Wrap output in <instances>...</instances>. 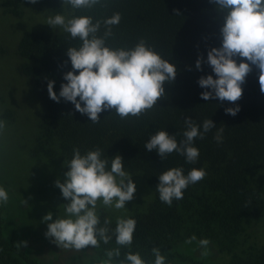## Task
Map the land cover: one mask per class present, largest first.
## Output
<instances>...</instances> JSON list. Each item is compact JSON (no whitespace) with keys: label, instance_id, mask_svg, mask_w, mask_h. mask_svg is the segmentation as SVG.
Listing matches in <instances>:
<instances>
[{"label":"trees","instance_id":"1","mask_svg":"<svg viewBox=\"0 0 264 264\" xmlns=\"http://www.w3.org/2000/svg\"><path fill=\"white\" fill-rule=\"evenodd\" d=\"M37 10L59 13L66 19L91 16L93 23L101 21L100 36L105 31L103 19L119 12L121 20L111 26L112 35L106 38L109 47L132 48L144 40L177 68L175 79L165 82V92L153 107L124 119L106 110L99 114V122L93 123L72 102L50 99L47 89L48 82L54 80V90L59 94L66 82L64 74L72 70L67 49L79 47V39L61 26L48 24L25 29L20 36L17 31L10 36L5 33L8 38L0 42V54L12 50L17 71L33 83L40 102L31 155L57 160L68 170L74 148L82 154L99 148L109 160L121 155L125 170L148 186L145 192L150 198L145 205L124 216L136 220L130 246L117 245L113 235L107 244L100 241L98 247L77 251L68 264H99L108 259L107 250L117 247L121 255L113 257L112 264H119L127 252L139 253L147 264H153V247L160 248L165 264H207L184 250L192 236L196 237L192 242L206 238L217 245L218 264H264V92L260 70L252 65L242 84L241 98L230 102L202 99L200 93L205 89L199 86V78L215 74L207 63L202 64V70L195 67L198 58L206 60L208 50L220 46L226 13L211 0H102L92 9H72L63 5V0H37L34 4L29 0H0V20H30ZM2 28L1 23L0 35H4ZM236 59L239 63L247 58ZM236 105L240 110L235 116L225 112ZM3 116L18 120L15 108L5 110ZM189 116L197 125L202 126L206 119L216 124L202 139H194L199 149L194 163L175 151L162 160L155 150L144 148L150 135L159 130L174 134L178 143L184 140V121ZM219 128L224 132L218 143L214 135ZM173 167L182 168L185 175L193 168L204 169L206 175L189 184L183 198L174 199L169 206L160 200L156 188L158 175ZM98 207L100 226L108 218V227L114 229L116 214ZM18 242L15 233L5 232L4 208L0 206V264H63L58 255L54 259L41 257L32 245L27 244L37 254L17 247Z\"/></svg>","mask_w":264,"mask_h":264},{"label":"clouds","instance_id":"2","mask_svg":"<svg viewBox=\"0 0 264 264\" xmlns=\"http://www.w3.org/2000/svg\"><path fill=\"white\" fill-rule=\"evenodd\" d=\"M37 0H29L36 3ZM218 10L226 13L224 23L220 28L221 44L212 47L207 52L206 60L198 58L195 67L202 70V64L207 63L215 74L201 76L198 84L205 91L200 93L202 99L235 102L243 93L242 84L252 65L260 70L259 83L264 92V0H211ZM102 0H63V5L72 9H92ZM121 14L114 13L104 18L103 36L97 35L101 21L93 23V18L87 15L67 18L62 14L50 16L47 24L61 26L72 38H78L79 47H69L67 56L72 70L64 74V83L59 94L54 90L55 81H49L47 89L50 99L60 102H72L75 109L86 115L93 123H98L100 113L106 110L114 111L121 119L138 116L145 110L157 104L164 94V84L172 81L177 74L176 66L163 58L153 48L140 40L132 48H111L106 44V38L112 35L111 26L119 24ZM237 57L247 58L237 62ZM78 70V71H77ZM240 106L228 107L227 114L235 116ZM184 140L177 142L174 134L167 130H159L150 135L144 148L151 152L155 150L163 159L175 152L183 155L187 162L194 163L199 157V149L194 146V139L203 138L216 124L212 119L203 121L202 126L186 117ZM4 122L0 121V131ZM202 129V130H201ZM223 128L217 129L214 139L219 143L223 140ZM65 179L56 181L62 196L68 201L64 205V216H56L48 212L43 221L47 223L46 238H50L59 248L81 250L87 246L98 247L100 241L107 244L113 235L117 245L130 246L133 242L136 220L134 218L118 217L116 226L110 229L111 221L104 219L101 225L97 213V203L115 209L126 207L133 200L137 190L132 176L125 170L121 155L117 154L110 160L103 158L99 148L81 153L74 148L73 156L68 162ZM206 175L204 169H191L186 175L180 167H173L158 175L159 184L156 191L162 202L171 206L173 200L183 198L189 184H194ZM9 200L8 191L0 186V206ZM111 232V234H110ZM192 236L186 243H191ZM27 241L18 242L17 247L27 246ZM199 245L207 255L209 240H199ZM155 256L153 264H165L166 257L159 247H153ZM119 247L106 251L107 260L99 264H112L113 257H119ZM119 264H147L139 253L127 252Z\"/></svg>","mask_w":264,"mask_h":264},{"label":"rangeland","instance_id":"3","mask_svg":"<svg viewBox=\"0 0 264 264\" xmlns=\"http://www.w3.org/2000/svg\"><path fill=\"white\" fill-rule=\"evenodd\" d=\"M50 16L54 15L37 10L29 16L33 17L30 20L26 17L21 20L2 17L0 26L2 23L4 35H0V42L8 38L5 33L10 36L17 31L20 36L25 29L47 25ZM11 51L8 49L6 53L0 54V121L4 122V128L0 131V186L9 194L8 202L3 205L5 232L8 235L15 233L20 242L28 240L27 244L32 245L38 254L22 245L25 250L51 259L58 255V260L68 264L79 250L59 248L50 238H46L47 223L43 221L48 212L53 213V219L56 215H65L63 204L68 201L62 196L56 181L59 179L63 182L67 170L57 160L34 157L30 153L40 118V102L33 83L17 71V60ZM12 108L17 110L18 120L11 121L3 116L5 110ZM132 179L137 190L133 200L128 201L125 208L115 209L100 201L97 203L98 208L105 207L118 218L145 205L150 198L145 192V187L148 186L138 177L132 176ZM198 242L185 244L184 250L207 264H218L217 245L209 243L205 256L201 254L204 249Z\"/></svg>","mask_w":264,"mask_h":264}]
</instances>
